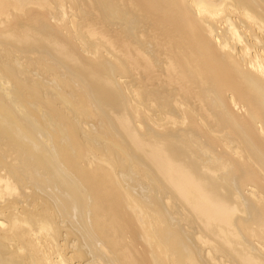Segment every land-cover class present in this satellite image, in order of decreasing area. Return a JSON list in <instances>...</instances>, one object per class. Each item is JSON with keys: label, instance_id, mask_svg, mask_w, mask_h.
Wrapping results in <instances>:
<instances>
[{"label": "bare ground", "instance_id": "1", "mask_svg": "<svg viewBox=\"0 0 264 264\" xmlns=\"http://www.w3.org/2000/svg\"><path fill=\"white\" fill-rule=\"evenodd\" d=\"M0 264H264V0H0Z\"/></svg>", "mask_w": 264, "mask_h": 264}, {"label": "rangeland", "instance_id": "2", "mask_svg": "<svg viewBox=\"0 0 264 264\" xmlns=\"http://www.w3.org/2000/svg\"><path fill=\"white\" fill-rule=\"evenodd\" d=\"M57 2L58 1H50V3L48 2L50 11H52L55 15H57V13H58V8H57V4H56ZM67 2H69V1H67ZM69 3L71 4V2H69ZM69 3H65V6L67 7V11H69V9H68V6H70ZM88 3H90V2H88ZM95 9L96 10L88 8V11H87L88 13L84 14V18L87 21H89L90 24L94 23L97 28H101V26H106L107 23L105 21L100 20L99 17H97V15H96L100 11L99 8L95 7ZM37 13H40L41 15L43 14L45 16V18L49 21V18H50L49 10L46 11V10H40V9L38 10L37 9ZM91 21H93V22H91Z\"/></svg>", "mask_w": 264, "mask_h": 264}]
</instances>
